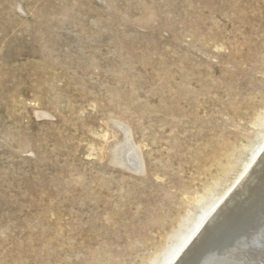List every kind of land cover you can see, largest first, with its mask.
Segmentation results:
<instances>
[{"label": "rangeland", "instance_id": "rangeland-1", "mask_svg": "<svg viewBox=\"0 0 264 264\" xmlns=\"http://www.w3.org/2000/svg\"><path fill=\"white\" fill-rule=\"evenodd\" d=\"M263 145L264 0H0V264H163Z\"/></svg>", "mask_w": 264, "mask_h": 264}, {"label": "bare ground", "instance_id": "bare-ground-1", "mask_svg": "<svg viewBox=\"0 0 264 264\" xmlns=\"http://www.w3.org/2000/svg\"><path fill=\"white\" fill-rule=\"evenodd\" d=\"M129 139L116 149L114 159L119 165L138 170L142 158L139 160L137 148ZM263 177L264 145L240 175L238 186L241 188L245 182L259 181ZM247 200L248 203L241 207L230 200L221 207L213 206L205 211L200 223H195L177 250L163 264H264V189L258 187L256 194ZM185 250L190 251L188 255L184 253Z\"/></svg>", "mask_w": 264, "mask_h": 264}]
</instances>
